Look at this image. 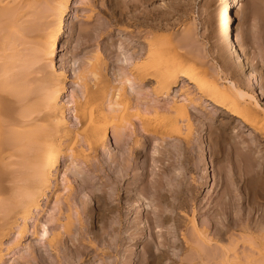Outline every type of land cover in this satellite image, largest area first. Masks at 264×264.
Masks as SVG:
<instances>
[{
	"label": "rangeland",
	"instance_id": "374dc122",
	"mask_svg": "<svg viewBox=\"0 0 264 264\" xmlns=\"http://www.w3.org/2000/svg\"><path fill=\"white\" fill-rule=\"evenodd\" d=\"M4 1L6 0H3V2ZM23 1L24 0H14V4L22 3ZM33 1L37 3V5L35 4L37 7V12L44 13L45 11H47V9H49L45 0ZM229 2L230 4H232L233 10L236 9L237 11V16L235 17L233 24L232 36L241 47L244 57L249 62L250 72L234 63L229 55H227L228 53L226 51H223V47L219 40L220 14L222 11H224L225 3ZM14 4L13 0H10V5ZM54 13L56 14L55 11L53 12V14ZM32 17L33 15H31L30 18ZM54 20L55 18L53 16L49 17L48 19H42L44 25H47H45V29L46 27H49V29H46L47 31L50 30L51 23H53ZM47 31L46 34L49 33V31ZM183 32L184 34H182ZM187 33L191 34L189 38V34L188 36L186 35ZM33 36H35V34H32L29 37L32 38ZM184 36H187L185 37L186 40H184ZM155 38L157 40H155ZM173 38L176 41L172 43ZM182 38V41H185L186 43H181L182 41L180 40ZM39 39L40 42L43 40L42 37H40ZM150 40L154 41L150 42ZM58 42L60 46L55 58L53 60H49L44 56V59L40 66H34L35 69L33 68V72L36 73L38 72V69L41 68L39 73H42L43 75L47 74L52 69L57 73H65V94L62 98L61 104L64 106L66 105V117L70 124V127L72 126L73 128L76 127V120L73 116V110L75 107L74 104L82 100L83 96L85 95L86 88L88 87L95 89L94 85L98 84L97 82H95V80L100 81L105 77V80L109 82V84L111 83L109 85V88L111 89L108 90V100L111 101L112 94L114 95L115 92V90L112 88H119L123 86L122 82L125 79L124 77L128 75L129 64L131 63V61L138 59L141 56L144 57L148 48L147 46L152 44H155V46L158 47H165L164 45L166 44L165 48L176 46V42L177 45L181 44L180 47L178 46V50L179 48H181V51L179 50V52L186 56L187 65H189V67H201V71L205 77V81H212V83H223L220 78H222L223 80L226 77L231 80L234 79L239 88L247 92L248 94H251V85L254 84L259 93H261L258 96V102L264 108V0H70L68 15L66 17L65 31L64 34L59 38ZM29 43H31V45H26V48L24 45H21L19 47L20 51L22 50V53H24V55H27L29 53V49L34 44L33 41H29ZM187 44H191L192 47L189 48L190 46H188ZM187 46L189 48L188 52L186 50ZM27 47L29 49H27ZM193 56L194 58H192ZM95 63L101 64L102 67L100 69H102V74H97L95 76L94 74H92V72H90L92 66L96 65ZM157 64L154 63V65ZM211 66L215 67L216 71L217 69L221 68L223 70V74H219V76H217L216 74H214V71H212L213 67ZM32 77L33 75H31L30 79ZM129 87L127 88L130 93L131 89ZM147 88L150 89L149 86L146 87L143 85L132 84V89L134 90V92H132L133 90L131 91L130 98H133V105L137 104L138 107L140 106L143 109L150 103L154 104L153 101H155L156 96L152 95L153 93H151L149 89L148 90L150 92H148ZM181 88L190 90L195 93L194 85L190 84L187 79L180 75L179 82L175 86L173 92L171 93V96H174V94L179 95L177 93ZM139 89L141 90V92ZM115 93H118V90ZM148 93H151V95L154 97L149 96L150 94L148 95ZM3 95L7 96L6 94H2V96ZM10 98L14 102H17V100H19L18 97L11 96ZM21 98L22 96L20 97V99ZM170 98L159 101L160 103L163 101L164 104L163 105L161 103L160 105L166 106ZM142 99L148 100L144 102ZM147 101H149L150 103H147ZM203 104L201 106L203 108L196 110V112H194L195 110L191 109L194 112V128L197 127V130L195 129L193 138L194 142L192 141L194 148H192L191 153L188 154L189 157L187 155V158L184 157L181 150L180 152H178L179 149H177L178 151H175V148L177 147H175L174 145L178 144L179 148L180 146L178 142L177 144H175V141L172 140L169 141L170 143L166 147L170 150L172 149L171 151H174L176 155L174 153L173 154L175 156L170 153L171 157L170 154L168 155L169 158L166 157L169 153L167 151H164L165 155L164 153L162 154L165 157L160 156L161 154H155V148H157L156 150H159L158 146L161 147V145H163L164 147L165 143L159 141V139H155V141H157V145L154 146L156 143H154V140L152 139L150 143L148 141L144 143V147L140 149L141 154H138L136 159L133 158L134 160H132L135 162L128 161L127 159L132 158L126 155L127 153H130L128 148H130V145L132 144L131 142L136 139L140 140V144H143L145 140V137L143 135H140L143 133L141 131L139 132L140 124H138L137 120H134L135 122H137V128H135L136 131L134 129L126 131V134L125 136H123L122 141H116V137L112 131L113 129L112 127H110L108 140L104 142L102 147L99 146L100 148L98 147V150L94 154L90 152L85 145V147L81 145L80 148L85 150V154L91 155V158H89L90 162L88 163H83V161L81 160H78L76 162L74 160L66 158V156H63L60 160V164L57 169L58 171L54 172L56 175H54L55 179L52 180L53 183L51 184V192L48 193L49 198H45L43 200L41 208L42 210L33 211L32 217L27 222V233L24 235V237L20 234V231H18L23 224V221L21 220L18 221V224L13 226L12 230H10L9 233H7L9 230L6 232L5 229V236L2 235L4 237H1L2 239L0 238V250L2 251V255H4V260L0 264H27L29 258L31 259L32 257L31 255L35 256L36 254L40 253L38 251V249L40 248H42L41 250L48 258L47 264H64V260H68L69 257L73 256L72 251L75 249V246L72 245V243H68L70 247H67L68 245L66 244L64 248L60 247L58 253H51L49 251H46V239L42 237V233L44 230L43 227H45L46 230L48 229L49 236H51L53 233H57L58 231L56 230L58 228L60 232L62 231L64 233L63 227H58L56 224H64L69 216H72L71 218L76 220L75 218H77V215H79L80 213L84 217L85 224L81 226L76 221L72 226V233L70 234V236L65 235L64 239L67 237V242L73 241L74 243H76V240L78 238V241L81 239L79 242L81 243L82 241V244L84 245H89L90 243L88 244V242H91L95 245V247L98 246L97 248L100 249L98 252L99 258L83 256V259L81 261H83L84 264H102L107 260L112 264L114 262L115 264H122V261L120 260V254H123L121 256L123 258L130 257V260H132L130 264H139L138 261L142 260L140 257L144 258V256H142L145 250L144 245L145 243L148 244L149 241L150 245L154 246V248L152 247V251H154L157 255L154 258L149 257V255L148 257H146L147 255H145L144 260H146L148 264H207L205 263L207 261H211L209 262L210 264H219V261H222V264L224 260V254L231 256L234 255L235 252L241 253L243 251L242 249L246 246H244L243 241L239 240L243 235L241 227L244 221L242 210L244 185L242 179L243 174L241 161L245 156H247L245 147L254 141L255 133L252 132L251 128L245 127L243 123L239 121L240 116H238L239 111H237L239 110V108L236 107L237 105H240L241 102H237L236 107L233 106L234 108H231L232 110L229 109V111H235L233 113H230L231 111H228L230 114L225 113L220 108L216 109V107L214 108V106L208 105L206 104V102L204 105ZM167 105L169 106V104ZM228 106L229 108L231 107L230 105ZM227 107L226 109H228ZM108 108L109 106H107V109ZM203 111L206 112L205 115L203 114ZM210 115L211 117L209 118ZM197 116L199 118H197ZM194 119L196 120L194 121ZM111 125H114V123ZM134 131L136 132L137 136L134 133L136 137L134 136L133 138V134L131 135V132L133 133ZM128 135H131V137L128 138ZM125 140L127 141V143H125ZM5 141L6 140H3L0 144V153L2 154L1 157H3V155H6L5 157H7V155L10 156L12 152L14 153V151H12V146L6 144ZM128 141L130 142V144ZM126 144L129 145L126 147ZM171 145L174 146V148H171ZM137 147H140L139 144ZM163 147L160 148L159 152H161V149ZM145 152H147L148 154ZM146 154L148 155V158L153 155L157 156V158L159 156L163 159L165 158V160L166 158H168V160L171 161L170 164L172 163V166L170 164H167L168 161L166 164H163V166L165 165V168H167L165 169L164 176L163 174H159V176L157 177L159 179L164 177L163 181H161L166 189L173 186H171L172 182L170 179L172 177L174 178L175 175H177L178 179H180L181 181L178 191L184 201V207L182 205V207L178 209L164 208L166 215L177 220V224H175V222H169L166 226V229H170V231L173 233V236L171 235L170 241H173L174 243L171 246L165 247V250L168 254V256L166 257L161 256L160 253L162 252V250H156L158 242L157 239L155 240V237L153 236L155 234L150 232L151 230H148L149 227L145 228V230L143 229L144 227H146L145 225L151 223V217H149V214L146 213L147 211H142L143 213L141 214V211L137 213V210H134L136 214H128V218H131V220H127L122 223L120 229L123 228L125 230L123 231V229H121L123 235V232L126 234L128 227L130 228V230L127 232V236L124 235L126 236V242L127 240L130 242L126 243L127 246L126 244L124 245L126 247H130L132 250L130 248L128 249L124 247V245L121 246V244L120 246L121 248H123L122 250L121 248L119 249L120 246L118 247V245L115 244L116 242H114V239H111L113 238L112 236H114L115 238L117 235L116 232L118 227L115 229L116 232L112 230L117 226L114 223L115 221L113 218V216H116V214H114L111 209H106V206L104 205L106 202L113 207L117 204V202H120V200L124 205L126 200L123 199V197H125L124 192L126 189L130 188L129 193H133V195H130L137 198L138 193H140V185H142L143 187L145 184H148L149 180L150 183L152 182L153 179H151V169L154 170L156 167L155 170H157L158 167L156 165L155 167L152 166L154 164V160H150V162H148L149 164L151 163L152 168L148 164V169L145 170V166L147 164L146 162H144L146 160H144L145 157H143V155L147 156ZM117 155H123L122 157H120L121 160H123L122 158H124L125 160L124 156H127L128 158H126L125 162H130V175L125 177L121 181L122 183L118 178L116 180V178L113 177L114 175L116 177L119 176L118 174L116 175L115 171H117L118 173V170H121V167H124L123 165L125 163L123 160L121 163L122 166L119 167L121 164L118 162L119 160L117 161ZM254 155L257 156L258 154ZM172 158H175L173 162ZM1 159L2 158H0V160ZM177 160H179V163ZM13 161L16 162L15 158H8L5 163L2 162V160L0 161V164L3 163L2 165H0V175L12 172L14 167H12L13 169H9L10 167L8 165ZM261 161H264V158H262ZM115 162H117V164ZM109 163L111 165H109ZM155 163L157 164V162ZM175 163L176 168H174L175 166L173 167V164L175 165ZM114 165H118L117 169L118 167L120 169L117 170ZM146 171L147 173H151H148L149 175H147V178H149L150 176L151 177L149 178V180L146 179V182L143 183L138 179V177H140L141 175V179L142 175L144 176L146 174ZM172 171L177 174H173ZM153 173L155 174L159 172L153 171ZM261 173L262 175L259 178H255L250 182L249 189L251 193V204L256 206L260 205L264 209V165L262 167ZM160 175L162 176L161 178ZM168 175L169 177L170 175L172 177L169 178ZM5 177V180H7L8 176ZM137 179L139 180V184H136V181H138ZM68 187L70 189H68ZM134 187H138L136 189V192L134 191ZM92 191L94 194L92 193ZM168 195H170V193H168ZM111 196L113 198H111L110 200ZM152 196L153 193L151 192L146 194L145 198H147V200H150L149 202H151L153 199ZM118 197L120 198V200ZM173 199L174 198H172V196L170 195L169 202H174L175 200L173 201ZM69 204L70 206H68ZM86 205L88 208H86ZM102 205H104V207ZM136 206L137 205H135V207ZM84 208H86V211H84ZM87 210H91L90 214L92 215L91 219L93 221L90 218L89 221H87L88 218H86L85 214ZM103 210L104 215L102 214ZM106 211H109L110 213H107ZM125 212L127 214L126 209ZM99 214H102L103 217L107 219L97 220V216ZM106 214L108 216H106ZM138 214H140V216ZM148 217L150 222L147 223ZM257 217H259L260 219ZM135 218L137 219V221L133 220ZM262 218H264V213L261 217L258 216V214H255L252 223L255 224L257 219L262 222L264 220H261ZM58 219L59 221L57 222L56 220ZM134 222H139V224ZM125 223L127 226H124ZM133 223L137 228V230H133H136L138 233L136 231H131L132 228H135L134 226H132ZM263 223L264 221L262 222V225ZM140 224L141 226L143 225L142 229L138 228L141 227ZM55 225L58 228H55ZM195 226L198 227L199 230H204L207 233L208 237L212 239V242L209 246H211V250L213 249L214 256L212 255L213 258H211L212 256L208 257L211 260H209L208 258V260L204 258V261H201V259L195 255L194 251L192 252L188 250L190 245L195 246L197 240H199V237L196 238L197 234L196 231H194ZM102 230L106 231H104L106 233L105 235L100 233V231ZM190 230L192 231V233ZM141 231H143L142 234H140ZM129 232L131 235L128 234ZM96 234H99V238ZM195 234L196 236L194 237L193 235ZM100 236H102L101 238L103 239L104 237L106 238L103 241L104 244L101 241L103 239L99 240ZM92 238L94 241L92 240ZM152 239L156 242H154ZM241 239L243 240V238ZM19 240V246L14 248ZM98 240L100 241L99 243H102L99 244ZM108 240L109 244H112L114 242L115 245L112 244L114 246V249L113 246L111 247V245H108V247L110 246V248L107 247ZM110 241L112 243H110ZM183 241L188 247H183ZM229 241H231L232 243H229ZM235 241L237 242V244L239 243L237 247ZM142 242L144 243V245ZM151 242L153 244H151ZM77 243L76 246L78 247L79 244ZM230 244L232 245V248ZM234 244L235 246H233ZM72 246H74V248H72ZM221 246H223L222 251H225V248H229L228 250L226 249L227 252L225 251L223 255H221ZM216 247H218V249ZM78 248H80V250L82 249L81 246H79ZM106 249H110L109 254H107L108 256L103 254ZM63 250H68L69 255L68 253H66V251L64 252ZM102 250H104L103 253ZM120 250L122 252L119 253ZM85 251L86 253L90 252V250L88 249H85ZM129 253L131 254L129 255ZM57 255H59V262L56 260ZM60 257L63 260L60 259ZM89 257L91 260L89 259ZM134 258L138 261L133 260ZM118 260L121 262H119ZM77 261L78 260L75 259L72 261V263L77 264ZM34 264H41V262L37 259L35 260Z\"/></svg>",
	"mask_w": 264,
	"mask_h": 264
},
{
	"label": "bare ground",
	"instance_id": "6f19581e",
	"mask_svg": "<svg viewBox=\"0 0 264 264\" xmlns=\"http://www.w3.org/2000/svg\"><path fill=\"white\" fill-rule=\"evenodd\" d=\"M6 1H4L6 2L4 3L3 0H0V92H1L0 94V144L3 140H6L5 141L6 144H8L9 146H12V151H14V153L12 152V154L10 156L7 155V157H5L6 155L5 156L3 155V157H1L2 154L0 153V158H2L1 160L4 163L8 158L9 159L15 158L16 162L15 161L10 162L8 165L10 167L9 169L14 167V169L12 168L13 169L12 172L8 174L0 175V181H1L0 183V238L5 236L4 235L5 229H6V232L9 230L7 232L9 233L10 230H12L13 226L18 224L19 220L23 221V224L21 225V227L19 226L20 230L18 231H20V234L24 237V235L27 233V222L32 217L33 211L42 210L41 208H42L43 200L45 198H49L48 193L51 192V184L53 183L52 180L55 179L54 175H56L54 172L58 171L57 169L59 167L60 160L62 159V157L66 156V158H69L76 162L78 160L83 161V163L90 162L89 158H91V155H86L85 150L80 148V146L85 145L86 148L94 154L98 150V147L99 146L102 147L104 142L108 140L110 127H112L113 129L112 131L116 137V141H122L123 136H125L126 134V131L130 129L135 130V128H137L136 123L138 122V124H140L139 132L141 131L143 134H140L139 132L138 133L140 135H143L145 137V140L143 144H140V140L135 139L136 140L135 141L133 139L134 141L131 142L132 144L130 145V148H128L130 153L126 154L128 155V157H132V158L127 159L128 161L135 162L132 160L136 159L138 154L139 155L141 154L140 149L144 147V143L146 141L150 143L152 139L154 140L153 141L154 143L157 142L155 141V139H159V141H162L163 143H165L164 147L163 145H161V147H163L161 149V152L163 151L162 153L159 152L161 148L160 146H158L159 150H156L157 148L154 147L155 154L157 153L159 155L161 154L160 156H163L162 155L163 153L165 155L164 151L169 152L168 154L166 152L167 154L166 157H168L170 153L173 154L174 151L172 152L171 151L172 149L170 150L166 147L170 143L169 141L172 140V141H175V144H177L178 142L180 146L179 148L178 144L174 145L175 147H177L175 148L176 149L175 151H178L177 149H179L178 152H180L181 150L184 157L187 158V155L191 153L192 148H194L192 141L194 140L193 139L194 132H195V129L197 128V127L194 128L195 127V123L193 122L194 112H196V110L200 108H203L201 106L203 103L205 104L206 102V104L212 105L214 106V108L216 107V109L220 108L225 113H229L232 110L231 108L236 107L237 102H241V104L237 105L236 107V108H239V110L236 109L237 111H239L238 113V116H240L239 121H241L245 127L251 128L252 132L255 133L254 141L252 143L250 142L251 144L245 147L247 156H245L241 161L242 162V174H243L242 179H243V185H244V191H243L244 196H243V203H242L244 221L242 223V227L241 226L240 227H241V231L243 232L242 234L244 236L240 234L243 237L241 236L239 240L243 241L244 246L245 245L246 246L242 249L243 251L241 250L242 251L241 253L235 252L234 255H231L232 257L227 254H224L223 256L224 260L222 259L223 260L222 264H264V226H263L264 223L262 225L264 218L261 219L263 220L262 222H260V220L257 219V221L255 220L256 221L255 224L252 223L254 215L258 214V216L261 217L262 214L264 213V209L260 205L256 206V205L251 204V193L249 189L250 182L253 181L255 178H259L262 175L261 170L264 165V161H261L262 158H264L263 156L264 155V108L258 102L259 100L258 96L261 93H259L255 85L254 84L251 85L252 91L250 90L251 94H248L247 92L239 88L238 84L234 81V79L231 80L226 77L223 80L222 78H220L223 83H212V81L211 82L205 81L204 79L205 77L201 71V67L200 68H197V66L189 67V65H187L186 56H184L183 54L179 52L181 48H179L178 50V46L180 47L181 45V44L177 45V42L179 41L176 42V46L174 47L172 46L171 48H165L166 44L164 45L165 47L163 46L158 47V46H155V44L151 43L154 46L152 45L147 46L148 48H147V51L144 57L141 56L140 58L131 61V63L129 64L128 75L124 77L125 79L123 80V82L121 81L123 86L120 85L121 87L119 88H112L115 90V92L118 90V93L114 92V95L112 94L111 101L108 100L109 99L108 90L111 89L109 88V85L111 83L109 84V82L105 80V77L104 79L102 78L100 81L95 80V82L98 83L97 85H94L95 89L88 88V87L86 88L85 95L83 96L82 100L74 104L75 107L73 110V116L76 120V124H75L76 127L75 128H73L72 126L70 127V124L66 117V111H67L65 107L66 105L64 106L61 104L62 98L65 94V85H66L65 84V79H66L65 73L63 72L57 73L56 71L52 69L47 74L43 75L42 73H39L41 68L38 69V72L36 73L33 72L35 69L34 66H37V67L40 66V64L42 63L44 59V56L46 59H49V60H53L55 58L56 53L58 52L59 46H60L58 40L64 34V31H65L66 17L68 15L70 0H45L47 2V6L49 7V9L46 8L47 11H45L44 13H39L36 11L37 3H35L33 0H24L22 3H17V4H14L15 2L13 0L14 5H10V0L9 1L6 0ZM54 11L56 12V14L54 13L55 15L53 14ZM236 12H237L236 9L233 10V6L232 4H230V2L225 3L224 11H222L220 14V25H219V28H220L219 38L220 39L219 40L223 47V51L224 52L226 51L228 53L227 55H229V57L234 61V63L237 64L238 66H241L246 71H249L250 64L244 57L241 47L238 45L237 41L232 36L233 24H234L235 17L237 16ZM31 15H33L32 18H30ZM52 16L55 18V20L53 21V23H51L50 30H48L49 33L46 34V31H47L46 29H49V27H46L45 29L46 24L44 25V22H42V19H48L49 17H52ZM185 33H186V29H185ZM32 34H35V36L30 38L29 36ZM182 34H184V32ZM188 34L189 33H187L186 35L188 36ZM187 36H184V40H186L185 37ZM190 36L191 34H189L188 38ZM40 37H42L43 42L39 41ZM155 40L157 39L155 38ZM182 40L183 38L180 41ZM29 41L30 42L33 41L34 44L32 43L33 46L30 49L28 48L30 46L27 47V49H29L28 51L29 53L27 55H24V53H22V50L20 51L19 47L21 45H24L26 48V45L28 44L31 45ZM152 41L150 40V42ZM174 41L176 40H174L173 38L172 43ZM184 42L185 41H182L181 43H184ZM187 45L190 46L189 48L192 47L191 44L190 45L187 44ZM188 46L186 48L187 52L189 49ZM192 58H194V56ZM154 63L155 64L158 63V64L154 65ZM95 64L96 65L92 66L90 72H92V74H94L95 76L97 74H102V69H100L102 67L101 64L100 63H95ZM98 69H100L101 71ZM213 69L212 71H214V74H216L217 76H219V74L220 75L223 74V70L221 68L217 69V71L215 70L216 69L215 67H213ZM31 75H33V77L30 79ZM180 75L183 76L185 79H187V81L190 84L194 85L195 93L190 90H185L181 88L179 92L177 93L179 95L174 94V96H171V93L173 92L175 86L179 82ZM132 84L143 85L146 87L149 86L150 89L147 88V90L149 89L151 93H153L152 95L156 96L155 101H153L152 99L154 104L147 101V103H150L148 104L150 106L147 105L146 107H144L146 109L144 108L142 109L140 106L138 107L137 104L133 105L132 103L133 98H130L131 91L133 90ZM126 85L127 87L130 86L129 87L131 89L130 93ZM149 90L148 92H150ZM132 92H134V90ZM151 93H148V95L150 94L149 96H152ZM2 94H6L7 96H4V95L2 96ZM11 96L18 97L19 100H17L18 99L17 98L16 99L17 102H14L10 98ZM19 96L20 97L22 96V98L20 99ZM168 98H170L169 102L167 103L169 104V106L167 104L166 106H163L164 105L163 101L161 102L163 105H160L161 103L159 101L163 99L165 100ZM142 100L145 102L148 99H145V100L142 99ZM228 105H230L231 107L229 108ZM107 106H109L108 109H107ZM226 107L228 109H226ZM191 109L195 111L193 112ZM229 109L231 110L229 111ZM233 112L235 111L233 110L230 113H233ZM205 113L206 112L203 111L204 115ZM210 117L211 115L209 116V118ZM197 118L199 117L197 116ZM134 120H137V122H135ZM195 120L196 119H194V121ZM113 123L114 125H111ZM135 131L133 133L131 132V135L133 134L132 135L133 138L135 136L134 133L136 134ZM131 135H128L129 136L128 138H130ZM125 143H127L126 140H125ZM163 143H160V144H163ZM129 144H126L125 146L127 147ZM138 144L140 147H137ZM156 145L157 143L154 146ZM174 146L171 145V148L172 147L174 148ZM254 154H258V155L260 154V155L256 156ZM122 156L123 155L118 156V159H117V161L119 160L118 162L120 164L124 160V158H122L123 160L120 159V157ZM124 157H125V160L126 158H128L127 156H124ZM143 157H145L144 160L146 161L144 162H146L147 164L145 166V170L148 169L147 166L150 160L152 161L154 160L153 161L154 164L152 166L155 167L156 165L158 167L157 170H155L156 167L154 170L151 169L152 177L151 176L150 177L154 181L152 180V182L150 183V180H149L150 177L147 178V175L151 173L148 172L149 173L148 174L146 171V174L144 176L142 175L141 179H140L141 177L140 175L138 179L143 183L146 182V179H148L149 182L148 184H145V185L140 182L144 186L142 187V185H140L141 186L140 193L137 192L138 193L137 198L132 196L133 193H129V189H130L129 188L125 190L124 192L125 197H123V199L126 200L125 202L126 206L125 204L123 205L119 197L118 198L120 202H117V204L114 205L113 207L109 203L105 202L104 204L106 206V209L109 208L112 210V212H114V214H116V216H113V218L115 221L114 223L117 226L115 225L116 227H114L112 225L114 227V229L112 230L115 231V229L118 227L117 232L115 231L117 235L115 238L114 236H112L113 238L111 239H114V242H116L115 244H117L118 247L120 246V244L122 246L126 244L127 242H130L128 240L126 242V238H125L130 228L128 227V230L126 229L127 230L126 234L123 232V235H122L121 229L123 228L120 229L122 223H124L127 220H131V218H128L129 217L128 214L129 215L131 213L136 214V212L138 213L140 211L142 214L143 212L147 211L146 213H148L149 217H151V220H150L151 223L148 224L149 226L145 225L146 227H144L143 229L145 230V228L149 227L148 230H151L150 232L155 234L153 236L155 237V240L157 239V242H158L156 250H160V251L162 250V252L160 253L161 256L166 257L168 256V254L165 250V247L171 246L174 244L173 241H170L171 235L173 233L170 231V229H166V226L169 222H175V224H177V220L173 217L171 218L170 216L166 215L164 208L178 209L182 207L184 201L182 199L181 194H179V191H178L181 181L180 179H178L177 175H175L177 178L175 176L173 178L170 175V177H172L170 179L172 183L171 182L170 183H171V186L172 185L173 186L171 188L166 189L164 184L162 183L164 177L161 178L162 177L161 175L163 174L164 176L165 169H167L165 168V165L163 166V164L164 163L166 164L168 161L167 164L169 165L171 162L168 160L169 157L166 158V160L165 158L164 159L161 157L157 158V156H153V155L151 156L152 158L150 156H149L150 158H148V155L147 156L143 155ZM170 157H171V154H170ZM173 160H175V158L174 159L172 158V162ZM177 161L179 163V160ZM155 162H157V164ZM115 163L117 164V162ZM176 163L175 165L173 164V167L175 166L174 168H176ZM129 164L130 162L129 163L125 162L123 165L124 167H121L122 166L121 164L119 166L121 167V170H118L120 169L119 167L117 169L118 165L117 166L114 165V167H116V169L119 171L118 173L117 171H115L116 175L118 174L119 176L116 177L114 175L113 177L116 178V180L118 178L119 181L121 182L125 177L129 176L130 175L129 174V169H130ZM109 165L111 164L109 163ZM149 166L151 167V163L149 164ZM153 171L154 172L157 171L159 173L154 174ZM159 174H161L160 175L161 179L157 178ZM173 174H177V173L173 172ZM5 176H8L7 180H5L6 178ZM139 180L136 181L137 182L136 184H139ZM137 188L138 187L134 189L135 192ZM68 189L70 188L68 187ZM151 192L153 193V196H152L153 199L151 202H149L150 200L148 201L147 198H145V195ZM137 193H136V196H137ZM168 193H170L172 198H174L173 199V201L175 200L174 202L172 201H171L172 203L169 202L170 195H168ZM112 196L110 197V200L111 198H113ZM115 199H116V196H115ZM104 205L102 206L104 207ZM135 205L137 206L135 207ZM68 206H70V204ZM86 208H88L87 205H86ZM86 208H84L85 209L84 211H86ZM125 209L127 210V214L125 212ZM104 210L102 212L103 215H104ZM134 210H137V211L135 212ZM90 212L91 210H87V212H85L86 218H88L87 221H89V218L90 219L92 218V215L90 214ZM124 212H125V215H124ZM102 214L101 215L99 214L97 216L98 217L97 220L107 219V218H104ZM138 215L140 216V214ZM106 216L108 215L106 214ZM71 217L69 216L67 218V221L62 225H60V223L56 224L58 227H63L64 233L62 231L61 233L59 231V228L56 227L55 225L54 227L58 228L56 230L58 232L53 233L51 236H49L48 229L46 230L45 227H43L44 230L42 233V237L46 239L45 240L46 241L45 245L47 247L46 251H49L51 253L52 252L58 253L60 247L64 248L66 244L68 245V243L69 244L72 243V245L75 246V249L72 251L73 256L69 257L68 260H64L66 262V263L64 262V264H74L72 263V261L75 259L78 260L77 264L79 263L84 264L83 261H81L83 259V256L99 258L98 252L100 249L97 248L98 246L95 247L93 243L88 242V244L90 243L89 245H84L82 244V241L81 243L79 242L81 239L79 241H78V238L77 240L75 239L78 242L76 243L82 247V249L80 250V248H78L79 246L78 247L76 246V243L70 240H69L70 242H67L68 240L67 237L64 239L65 235L70 236V234L73 231L72 226L74 225L76 221L81 226L85 224L84 217L82 216L81 213L77 215V218H75L76 220H74ZM149 217H148L147 223L150 222ZM133 220L137 221L136 218ZM56 221L58 222L59 219ZM139 222H134V223L139 224ZM134 223L133 225L132 224L131 225L134 226ZM125 225L126 223L124 224V226ZM142 226L141 227L137 226V227L142 229ZM133 229L137 230V228L135 227V228H132L131 231H134V232L136 231ZM194 229H195L194 231H196L197 236L196 234L193 236L194 237L196 236V238L199 237V240H197L196 244L194 243L195 246L190 245L191 248L189 247L188 250L192 252L194 251L195 255L198 256L201 259V261L204 258L207 259L208 257H211L212 255L214 256L213 249L211 250L210 249L211 246H209L212 242V239L208 237L207 233L204 230L203 231L199 230V228L196 226L194 227ZM102 231L104 232L105 230H102ZM102 231H100V233L105 235L106 231L104 233ZM123 231L125 230L123 229ZM143 231H141L140 234H142ZM99 234H96L98 238H99ZM128 234H130V232ZM101 237L102 236H100L99 240L103 239ZM241 238H243V240ZM1 239H0V242H1ZM104 239L106 238L104 237ZM104 239L101 241L103 242ZM99 240H98V243L100 242ZM112 242L110 241V243ZM114 242L112 244H114ZM19 243H20V240L17 242L14 248L18 247ZM229 243H232V242L229 241ZM112 244H109V240H108L107 247L108 245H111L112 247L113 246ZM151 244L153 243L151 242ZM183 244H184L183 247L186 248L187 245H185L184 241H183ZM238 244L236 242V247ZM74 246H72V248H74ZM121 246L119 247V249L121 248ZM126 246L124 245V247ZM144 246H145L144 254L142 253L143 254L142 256H144V258L140 257L142 259L141 261L137 260L138 257L136 259L139 262V264H148V262L144 260L145 255H147L146 257H148L149 255V257L151 258H154L157 255L154 251H152V247L154 248V246L150 245V241L148 244L145 243ZM233 246H235V244ZM67 247H70V246L68 245ZM222 247L223 246H221V252H222V254L220 252L221 255L225 253L226 249L227 250L229 249V248H225V251L223 250L224 251L223 252ZM108 248H110V246ZM126 248L129 249L130 247H126ZM216 248L218 249V247ZM231 248H232V245H231ZM41 249L42 248L38 249L40 253L36 254L35 255L36 257L31 255L32 256L31 259L30 258L29 260L27 259L28 260L27 264H34L35 260L37 259L40 260L41 264H47L48 258L46 257V255L43 253ZM85 249L90 250L91 253L90 252L86 253ZM113 249H114V246H113ZM68 250L67 251L63 250V251L64 252L66 251V253H68L69 255ZM109 250L110 249H106L105 251L102 250V253L104 251L103 254L107 255L109 254ZM121 250L119 251V253L122 252ZM1 252L2 251L0 250V263L4 260L3 259L4 255H2ZM130 254L131 253H129V255ZM120 255L122 256L123 254H120ZM121 256H120L121 259L120 258L119 259L122 261V264L131 263L132 260H130V257L123 258ZM213 256L211 258H213ZM56 257H55L56 260L59 262V259H58L59 255H57ZM60 259L62 258L60 257ZM133 260H135V258ZM106 262H103L102 264H112V263H109L110 261L108 260ZM209 262L207 261L205 263L208 264ZM219 262H220L219 264H221L222 261H219ZM113 264H115V262Z\"/></svg>",
	"mask_w": 264,
	"mask_h": 264
}]
</instances>
